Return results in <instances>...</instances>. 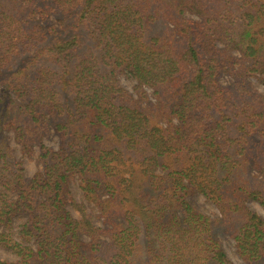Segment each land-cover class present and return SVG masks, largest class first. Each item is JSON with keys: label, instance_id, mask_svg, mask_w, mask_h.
I'll list each match as a JSON object with an SVG mask.
<instances>
[{"label": "trees", "instance_id": "obj_1", "mask_svg": "<svg viewBox=\"0 0 264 264\" xmlns=\"http://www.w3.org/2000/svg\"><path fill=\"white\" fill-rule=\"evenodd\" d=\"M249 200L264 0H0V264H264Z\"/></svg>", "mask_w": 264, "mask_h": 264}, {"label": "rangeland", "instance_id": "obj_2", "mask_svg": "<svg viewBox=\"0 0 264 264\" xmlns=\"http://www.w3.org/2000/svg\"><path fill=\"white\" fill-rule=\"evenodd\" d=\"M118 78H119V83L128 91L132 92L133 81L123 76H119ZM250 80L252 81V83L256 84V87L259 91H262L261 85L258 84L255 78H251ZM220 81L223 83H227L228 76L226 75L221 76ZM45 143L52 147H56V137L52 136L50 139H46ZM37 167L38 165L33 157L24 158V168H25V173L27 175H31L37 169ZM71 190L73 192L72 196L74 197V199L80 201L82 198L80 196V191L77 184L73 183V185L71 186ZM189 199L194 205L199 206L209 214H212L213 212L215 213L217 212V209L213 206V204L207 201L204 198V196L201 194L192 195L190 196ZM247 204L249 205L250 208H252L256 212H258L261 216L264 217V207H262L258 202L254 200H249ZM71 211L74 215H77L74 209H72ZM221 243L231 264H244L243 261L237 256L234 248V243L231 240V238L226 237L222 239ZM4 256H7V253H5L2 249H0V257H4Z\"/></svg>", "mask_w": 264, "mask_h": 264}]
</instances>
